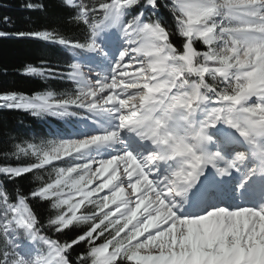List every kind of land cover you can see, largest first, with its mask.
<instances>
[{"label":"snow or ice","instance_id":"1","mask_svg":"<svg viewBox=\"0 0 264 264\" xmlns=\"http://www.w3.org/2000/svg\"><path fill=\"white\" fill-rule=\"evenodd\" d=\"M58 6L78 38L0 31L67 57L0 91L65 126L0 151V264H264V0Z\"/></svg>","mask_w":264,"mask_h":264},{"label":"trees","instance_id":"2","mask_svg":"<svg viewBox=\"0 0 264 264\" xmlns=\"http://www.w3.org/2000/svg\"><path fill=\"white\" fill-rule=\"evenodd\" d=\"M25 2L26 0H0V17L10 18L9 24L0 22V31L11 33L49 28L69 38L80 36V33L65 24L58 0H39L45 5V11H28L22 7ZM42 60L53 65H63L67 57L58 47L39 40L11 36L0 38V91H16L28 95L45 90L57 93L63 91L65 86L60 81H46L24 74L26 66H38ZM64 130L62 121L54 118L37 120L21 111L0 109V151L5 150L9 141L15 138H46L50 133ZM37 210L42 217L46 216V208L40 207Z\"/></svg>","mask_w":264,"mask_h":264}]
</instances>
